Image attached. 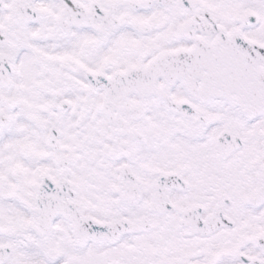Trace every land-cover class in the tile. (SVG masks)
Masks as SVG:
<instances>
[{"label":"snow or ice","instance_id":"obj_1","mask_svg":"<svg viewBox=\"0 0 264 264\" xmlns=\"http://www.w3.org/2000/svg\"><path fill=\"white\" fill-rule=\"evenodd\" d=\"M0 264H264V0H0Z\"/></svg>","mask_w":264,"mask_h":264}]
</instances>
